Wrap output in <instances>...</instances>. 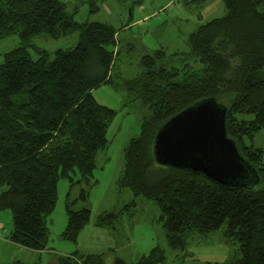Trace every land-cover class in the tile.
<instances>
[{
	"label": "trees",
	"instance_id": "1",
	"mask_svg": "<svg viewBox=\"0 0 264 264\" xmlns=\"http://www.w3.org/2000/svg\"><path fill=\"white\" fill-rule=\"evenodd\" d=\"M222 2L226 15L200 26L189 37V52L142 55L141 73L117 82V75L110 76L120 57L114 51L115 27L78 23L61 0H0V41L16 34L23 43L5 53L0 64V191L5 189L0 213L12 214V243L52 253L46 250V219L56 208L61 180L69 183L62 239L75 243L90 222L96 157L107 149V130L117 116L92 93L110 85L148 112L141 135L125 148L115 183L120 197L129 191L157 202L173 250H185L192 235L226 225L225 236L239 243L241 253L228 264H264L263 151L253 145L264 127V0ZM42 35L53 40L78 35L79 42L54 54L36 51L34 59L26 44ZM210 99L228 108L227 135L250 167L236 188L160 165L155 158L157 133L184 110ZM75 202L84 209L74 210ZM135 207L133 200L120 211L133 216ZM118 223L113 209L96 219L97 227L113 233ZM103 256L76 252L59 264H104ZM163 261V251L156 248L137 262L117 259L114 264Z\"/></svg>",
	"mask_w": 264,
	"mask_h": 264
},
{
	"label": "rangeland",
	"instance_id": "2",
	"mask_svg": "<svg viewBox=\"0 0 264 264\" xmlns=\"http://www.w3.org/2000/svg\"><path fill=\"white\" fill-rule=\"evenodd\" d=\"M61 1L76 22H101L117 29L115 52H120V57L115 70L110 73V76L117 75L114 79L117 82L141 73L138 60L142 55L158 50L168 54L189 52V37L200 26L227 13L222 0H144L140 5H135L140 0ZM78 38V35H72L53 40L42 35L33 37L26 45L34 59H38L36 51L54 54L57 50L73 49ZM22 44L16 34L1 40L0 64L5 53ZM92 95L102 106L115 110L117 116L107 130V149L96 157L95 177L91 181L92 184L95 180V184L89 191L87 204L91 211L90 222L75 243L62 239L68 222L69 183L61 180L56 208L46 219L49 229L46 250L52 253L36 252L12 243L9 240L13 231L12 214L5 211L0 213V264H59L63 256L76 252L83 256L103 254L104 264H114L117 259L134 263L156 248L162 250L164 256V261L159 264H228L240 257L239 243L225 236L226 225L204 236L192 235L185 250H173L168 246L157 202L135 198L129 191L120 197L115 183L125 161V148L131 139L141 135L142 122L148 112L138 102L133 103L127 92L110 85L98 87ZM245 142L250 145L249 140ZM253 145L263 151L264 164V127L255 134ZM260 186L263 188L264 183ZM133 200H136L134 215L129 216L124 211L122 215L120 210ZM73 209L82 210L84 206L75 202ZM112 209L119 218L116 234L96 226L98 215Z\"/></svg>",
	"mask_w": 264,
	"mask_h": 264
},
{
	"label": "water",
	"instance_id": "3",
	"mask_svg": "<svg viewBox=\"0 0 264 264\" xmlns=\"http://www.w3.org/2000/svg\"><path fill=\"white\" fill-rule=\"evenodd\" d=\"M227 113L225 105L210 99L172 118L156 135L157 162L202 175L226 189L236 188L250 167L227 135Z\"/></svg>",
	"mask_w": 264,
	"mask_h": 264
},
{
	"label": "crops",
	"instance_id": "4",
	"mask_svg": "<svg viewBox=\"0 0 264 264\" xmlns=\"http://www.w3.org/2000/svg\"><path fill=\"white\" fill-rule=\"evenodd\" d=\"M77 190H78V187L75 188V189L73 190V196H74V197H75V195L77 194ZM65 256H67V255H65Z\"/></svg>",
	"mask_w": 264,
	"mask_h": 264
},
{
	"label": "clouds",
	"instance_id": "5",
	"mask_svg": "<svg viewBox=\"0 0 264 264\" xmlns=\"http://www.w3.org/2000/svg\"><path fill=\"white\" fill-rule=\"evenodd\" d=\"M116 47H117V44H116ZM116 47H115V49H116ZM115 49H114V51H115Z\"/></svg>",
	"mask_w": 264,
	"mask_h": 264
}]
</instances>
